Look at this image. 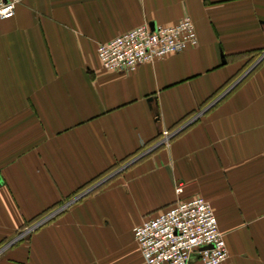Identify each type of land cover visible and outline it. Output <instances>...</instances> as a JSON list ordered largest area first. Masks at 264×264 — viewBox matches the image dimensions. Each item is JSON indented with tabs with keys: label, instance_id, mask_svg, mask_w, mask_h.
I'll return each instance as SVG.
<instances>
[{
	"label": "crops",
	"instance_id": "crops-1",
	"mask_svg": "<svg viewBox=\"0 0 264 264\" xmlns=\"http://www.w3.org/2000/svg\"><path fill=\"white\" fill-rule=\"evenodd\" d=\"M183 16L194 47L130 73L100 67L99 44ZM263 50L264 0L21 1L0 19V264H144L133 229L180 183L177 199L209 203L223 264H264V60L197 115L246 71L242 54ZM185 116L191 125L150 151Z\"/></svg>",
	"mask_w": 264,
	"mask_h": 264
},
{
	"label": "built area",
	"instance_id": "built-area-1",
	"mask_svg": "<svg viewBox=\"0 0 264 264\" xmlns=\"http://www.w3.org/2000/svg\"><path fill=\"white\" fill-rule=\"evenodd\" d=\"M21 1L24 0H0V19H12ZM194 35L193 24L187 16L181 17L173 26L151 27L142 24L107 43L99 44L95 55L100 67L107 72L130 73L140 64L152 63L166 55H175L194 47ZM177 131H160L150 151L158 146L165 147ZM182 187L181 183L174 185L173 193L177 197L170 206L155 212L153 217L146 218L140 226L134 227L133 242L137 245L142 261L144 264H223L227 259V251L209 203L197 196L186 200L177 199ZM63 208L23 229L20 237L33 233Z\"/></svg>",
	"mask_w": 264,
	"mask_h": 264
},
{
	"label": "trees",
	"instance_id": "trees-1",
	"mask_svg": "<svg viewBox=\"0 0 264 264\" xmlns=\"http://www.w3.org/2000/svg\"><path fill=\"white\" fill-rule=\"evenodd\" d=\"M260 53H261V51H254V52L251 51V52H246V53L242 54V55L249 56V59L246 61L247 63H246V67H245L244 70H246V68H248L249 64H251L252 62H254L260 56ZM263 60H264V58L262 60H260L259 63L256 65V67L254 69H252L249 73H247L240 82H238L234 87H232L230 89V92H232L235 87H237L239 84H241L243 82V80L245 78H247L249 74H251V72H254L256 70V68L263 62ZM242 73H243V71L241 73L239 72L238 74H236L235 77L232 78L231 80H229L228 83L226 82L221 88H219L218 91L216 92V94H213L206 102H203L204 105L201 107V109L204 108L206 105H208V103L211 102L213 99L217 98V96L220 93H222L223 91H225L226 88H229L230 85L235 81V79H237L239 77V75L242 74ZM230 92L228 94H225L220 100H222L226 95L228 96L230 94ZM189 116H191V114ZM187 120H189V117L188 116L183 117L182 120H180L176 125H174L172 127V129H174V130L178 129V127L181 126L182 124H184ZM156 148H159V147H156ZM156 148H154V149H156ZM125 162H127V160H125ZM125 162L123 164H125ZM115 168H117V167H113L112 169H109L107 172H105L103 174H100L99 175V178L94 179L93 181L89 182L85 187L80 188L79 191H77L76 194L73 197L77 196L78 194L82 193L83 191L85 192L87 188H89V187H91V186L99 183V181H101L103 178L107 177V174L108 173H112V171ZM70 200H72V199H70ZM60 205H63V204H60ZM59 207L60 206L57 205L54 208H52L51 210H49L45 215L44 214H41L40 216L34 217L33 220L30 221L29 224H27V225H29V226L31 225L32 226L35 222H37L40 219H42V217H45L48 214H50L51 212H53L54 210L59 209Z\"/></svg>",
	"mask_w": 264,
	"mask_h": 264
},
{
	"label": "water",
	"instance_id": "water-1",
	"mask_svg": "<svg viewBox=\"0 0 264 264\" xmlns=\"http://www.w3.org/2000/svg\"><path fill=\"white\" fill-rule=\"evenodd\" d=\"M152 27V26H151ZM264 58V52H263V54H261L254 62V64H252L233 84H231L230 85V87L229 88H226L225 89V91H223L218 97H217V99L215 100V101H212V102H210L209 103V105L208 106H206L205 108H204V110L203 111H200L199 112V114H197L198 116L199 115H202V114H204V112H206L210 107H212L214 104H216L217 103V101H219L225 94H228L229 92H230V89L232 88V87H234L238 82H240L243 78H244V76L247 74V73H249L252 69H254L255 67H256V65L259 63V61L260 60H262ZM195 117H197V116H195ZM194 119L195 118H193L192 120H191V122H187V123H185L183 126H181L179 129H178V131H177V133L176 134H174L171 138H173L174 136H176V135H178V133L181 131V130H183V129H185L187 126L189 127V125H191V123L194 121ZM170 138V139H171ZM128 165V164H127ZM127 165H125V167L127 166ZM125 167H124V169H125ZM107 179H109V178H106L105 180H107ZM105 180H102L98 185L96 184L94 187H91L87 192H89V191H91V190H93L95 187H99V185L100 184H102L103 182H105ZM86 192V193H87ZM85 193V194H86ZM85 194H82L81 196H83V195H85ZM81 196H79V197H81ZM79 197H77V198H75V199H73V201H76ZM73 201H69L70 202V204L71 203H73ZM69 202H67V204L69 203ZM66 204V205H67ZM65 205V206H66ZM64 206V207H65Z\"/></svg>",
	"mask_w": 264,
	"mask_h": 264
},
{
	"label": "rangeland",
	"instance_id": "rangeland-1",
	"mask_svg": "<svg viewBox=\"0 0 264 264\" xmlns=\"http://www.w3.org/2000/svg\"><path fill=\"white\" fill-rule=\"evenodd\" d=\"M263 52H264V50L260 53V55L263 54ZM254 63H255V62H252L251 64H249L248 68H249L252 64H254ZM248 68H246V70H247ZM141 153H142V152H141ZM143 154H144V153H143ZM143 154H142V155H143ZM129 160H131V158H130ZM129 160H127V162H125V164H122V165L118 166L117 168H115V169L112 171V173H108L107 176H109V175L112 176L114 173H116V172H118L119 170H121L120 168H122V167L124 168L125 165L128 164V163L130 162ZM97 184H98V183H97ZM95 185H96V184H95Z\"/></svg>",
	"mask_w": 264,
	"mask_h": 264
}]
</instances>
